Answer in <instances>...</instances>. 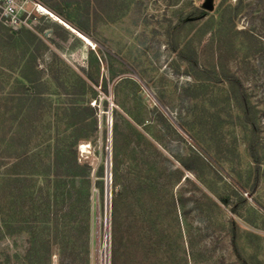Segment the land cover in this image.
Segmentation results:
<instances>
[{"label":"rangeland","instance_id":"rangeland-1","mask_svg":"<svg viewBox=\"0 0 264 264\" xmlns=\"http://www.w3.org/2000/svg\"><path fill=\"white\" fill-rule=\"evenodd\" d=\"M204 2L30 0L28 26L0 18V264L35 263L21 201L52 207L63 145L88 179L71 264H127L130 217L134 264H264V0Z\"/></svg>","mask_w":264,"mask_h":264},{"label":"trees","instance_id":"trees-1","mask_svg":"<svg viewBox=\"0 0 264 264\" xmlns=\"http://www.w3.org/2000/svg\"><path fill=\"white\" fill-rule=\"evenodd\" d=\"M49 8L59 16H62L59 11L52 7ZM77 9L82 10L79 7ZM88 11L89 8H84L83 14L87 15ZM63 18L78 31L88 37L90 36L84 27L74 24L69 16H64ZM31 59L24 62V69L22 70L24 72H22L21 78L25 82L35 85V81L31 80L27 75L25 76V72L29 67H32L30 66ZM21 157L27 160L24 153ZM52 158L53 165L48 171L50 173L45 175L49 179L46 186L52 191V207L50 209L46 208L39 204V201L37 204L35 199L37 193L33 195V192L27 193V197L21 201L29 208L26 216L21 221V225L27 229L28 234L27 242L29 248L26 252V260L27 262L35 261V263L32 262L33 264H50L53 256L57 257L58 264H71L76 256L75 243H79L76 229L82 225L83 219L89 218V207H87V217L83 216V218L79 214L78 208L80 204L86 202V199L83 202L82 199H79L80 190L78 187V185L84 186L85 183H88L86 174L81 171L87 168L86 165L78 163L76 151L65 145L60 148L56 147ZM24 175L30 177L26 173ZM36 192L41 196L43 187L40 186ZM63 193H66L64 198ZM86 198L88 204V196ZM44 202L49 203V200L46 199ZM63 206L65 208H62ZM74 236H76L75 240ZM124 236V257L127 264H134L136 260L135 248L138 243L135 240L136 231L134 230L132 217L127 222ZM53 244L55 245L54 247ZM85 247H88V242L86 241ZM68 248H70V252L66 253Z\"/></svg>","mask_w":264,"mask_h":264},{"label":"built area","instance_id":"built-area-1","mask_svg":"<svg viewBox=\"0 0 264 264\" xmlns=\"http://www.w3.org/2000/svg\"><path fill=\"white\" fill-rule=\"evenodd\" d=\"M30 0H0V18L13 29L24 28L27 25L28 4ZM38 1L32 2L33 10L43 14Z\"/></svg>","mask_w":264,"mask_h":264},{"label":"water","instance_id":"water-1","mask_svg":"<svg viewBox=\"0 0 264 264\" xmlns=\"http://www.w3.org/2000/svg\"><path fill=\"white\" fill-rule=\"evenodd\" d=\"M212 0H205V2L203 3V8L205 10H211L212 9ZM73 30L81 33L80 31H78L77 29L71 27ZM83 34V33H82ZM84 35V34H83ZM87 37V36H86ZM111 125H110V120H109V135L111 133ZM105 177H106V187H105V192H106V215L108 213V183H109V179H110V152H107V159H106V170H105ZM107 238L108 235L106 234V238H105V244L107 245Z\"/></svg>","mask_w":264,"mask_h":264},{"label":"bare ground","instance_id":"bare-ground-1","mask_svg":"<svg viewBox=\"0 0 264 264\" xmlns=\"http://www.w3.org/2000/svg\"><path fill=\"white\" fill-rule=\"evenodd\" d=\"M39 10L41 11V12H43V13H47V11L43 8V6L41 5L40 7H39ZM48 14H50L49 12H48ZM50 15H52V13L50 14ZM52 16H54V15H52ZM56 18V17H55ZM57 19V18H56ZM57 21V20H56ZM62 24H64L65 25V28H67V29H70V31H72V32H74L80 39H82L83 40V42L85 43V44H87V45H92V43H91V41L85 36V35H83L82 33H79V32H77V31H75V30H73L72 28H71V26H69L68 24H66V23H64L63 21H60ZM83 146V145H82Z\"/></svg>","mask_w":264,"mask_h":264}]
</instances>
